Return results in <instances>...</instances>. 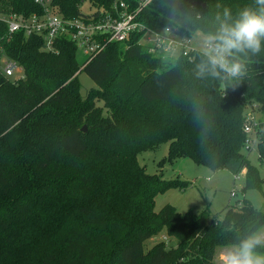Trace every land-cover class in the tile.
<instances>
[{
  "label": "trees",
  "instance_id": "1",
  "mask_svg": "<svg viewBox=\"0 0 264 264\" xmlns=\"http://www.w3.org/2000/svg\"><path fill=\"white\" fill-rule=\"evenodd\" d=\"M50 1L72 19L85 16L86 2L98 15L116 0ZM122 1L129 12L138 8V0ZM246 7L255 9L256 0H150L136 22L190 38L214 32L225 8L235 17ZM42 13L35 0H0V15ZM142 36L109 43L80 70L71 40L60 37L45 52L41 36L8 34L0 21V59L23 75L13 82L0 73V264H216L217 249L264 227V211L245 198L222 219L208 207L181 214L166 205L156 213L158 194L189 183L146 174L138 163L142 152L168 144L162 162L244 172L242 192L261 191L243 126L257 106L256 151L264 164V43L239 57L241 77L200 78L202 52L164 57L141 44ZM80 73L94 83L84 96ZM162 231L176 246L160 242L145 253L144 242Z\"/></svg>",
  "mask_w": 264,
  "mask_h": 264
},
{
  "label": "built area",
  "instance_id": "2",
  "mask_svg": "<svg viewBox=\"0 0 264 264\" xmlns=\"http://www.w3.org/2000/svg\"><path fill=\"white\" fill-rule=\"evenodd\" d=\"M149 1L138 0V8L129 12L128 6L122 0H116L111 12H100L98 15L89 12L85 16L67 19L58 13L50 0H35L43 8L41 15L33 14L27 18L14 14L0 15V21L6 25L8 34L24 31L25 35L41 36L42 49L45 52H54L57 39L66 37L75 44L76 50L84 58L81 69L109 43L124 42L133 32L143 33L140 43L150 47L151 53L164 57L189 56L194 51L190 47V40L177 29L170 27L156 33L136 22L140 8ZM0 73L13 82L23 77L21 68L5 57L0 59ZM253 108L256 109L257 106ZM250 112L251 110L246 113L243 126L247 138L245 151L248 154L256 150L257 144V120Z\"/></svg>",
  "mask_w": 264,
  "mask_h": 264
},
{
  "label": "rangeland",
  "instance_id": "3",
  "mask_svg": "<svg viewBox=\"0 0 264 264\" xmlns=\"http://www.w3.org/2000/svg\"><path fill=\"white\" fill-rule=\"evenodd\" d=\"M83 14L90 12L88 3L80 7ZM92 12V11H91ZM204 35L196 32L190 38V47L201 52L200 42ZM77 61L81 67L84 58L77 51ZM81 84V94L94 87V83L84 73L78 75ZM101 106V103H97ZM249 112V111H248ZM258 121L262 116L258 107L251 108L250 112ZM168 144H162L155 150L144 151L138 156V163L144 167L146 174L161 175L164 180L176 179L189 183L185 189H170L165 193L158 194L154 200V211L158 213L164 206L170 205L177 212L183 214L189 210L199 214L204 208L208 207L210 216H217L222 219L228 207L238 208L243 198L248 200L255 209L264 211V181L261 191L250 189L242 192L244 177L240 174L236 179L224 169L215 172L206 167L198 166L189 159H177L173 164H167L163 159L167 156ZM248 161L258 169L260 177L264 180V164L257 159V151L248 154ZM161 162V163H160ZM256 235L264 237V227L258 230ZM163 242L166 248L176 246V241L169 238L164 231L147 240L143 244L146 253L157 243ZM225 249V248H223ZM223 249H217L214 261L218 264L217 257Z\"/></svg>",
  "mask_w": 264,
  "mask_h": 264
},
{
  "label": "clouds",
  "instance_id": "4",
  "mask_svg": "<svg viewBox=\"0 0 264 264\" xmlns=\"http://www.w3.org/2000/svg\"><path fill=\"white\" fill-rule=\"evenodd\" d=\"M256 5L255 9L244 8L235 17L227 8L217 14L216 30L201 38L198 77L234 79L243 75L245 66L239 57L259 52L264 43V0H256ZM173 16L180 23L185 22L178 14ZM261 245L264 237L249 233L223 249L217 257L218 264H264V254L258 251Z\"/></svg>",
  "mask_w": 264,
  "mask_h": 264
},
{
  "label": "water",
  "instance_id": "5",
  "mask_svg": "<svg viewBox=\"0 0 264 264\" xmlns=\"http://www.w3.org/2000/svg\"><path fill=\"white\" fill-rule=\"evenodd\" d=\"M82 130H83V131H86V130H85V127H83Z\"/></svg>",
  "mask_w": 264,
  "mask_h": 264
},
{
  "label": "crops",
  "instance_id": "6",
  "mask_svg": "<svg viewBox=\"0 0 264 264\" xmlns=\"http://www.w3.org/2000/svg\"><path fill=\"white\" fill-rule=\"evenodd\" d=\"M244 175V172L242 173V176Z\"/></svg>",
  "mask_w": 264,
  "mask_h": 264
}]
</instances>
